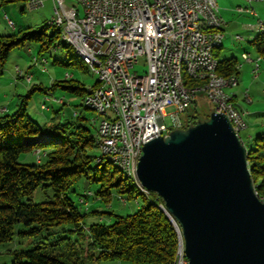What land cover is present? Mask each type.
Masks as SVG:
<instances>
[{"label":"trees","instance_id":"1","mask_svg":"<svg viewBox=\"0 0 264 264\" xmlns=\"http://www.w3.org/2000/svg\"><path fill=\"white\" fill-rule=\"evenodd\" d=\"M49 27L51 34L47 33ZM27 29L19 34L0 36V75L10 51L25 46L27 40L37 45V53L33 56L48 63L45 54L55 50L62 38L61 28L54 21L39 31ZM256 45L264 54V31ZM215 55L217 57V53ZM53 63L66 68H83L81 60L74 56L64 61L56 59ZM236 65L233 59L219 61L218 73L227 77L234 75L238 71ZM190 82L194 85L197 81ZM59 86L85 99L89 94L88 88L72 77L55 80L50 90L59 89ZM37 90L48 94L47 88L34 84L28 95L20 96L21 102L14 112L7 113L8 109L0 112V244L12 241L19 223L25 227L20 233L39 237V240L33 248L4 250L3 253L13 256L12 264H85L87 261L157 264L172 261L177 253L179 234L162 209V199L155 193H147L136 178L126 175L119 166L108 160L97 162L99 156L92 155L98 148L97 128L91 118L77 113L76 122L62 120L52 126L35 121L28 112V99ZM197 101L198 98L194 104ZM62 109L54 112L60 115ZM194 117L191 112L187 114V122L194 123ZM37 148L44 155L40 162L34 155ZM247 149L255 191L264 201V136H258L254 146ZM25 155L34 156V161H23ZM94 161L96 166L91 165ZM83 177L99 183L95 197L106 204L116 196L119 200L123 197L137 200L142 195L144 201L134 214L109 212L112 221L87 225L85 217L104 212L82 209L83 205L88 206L87 194L78 203L70 196L72 185ZM39 187L44 191L50 188L52 196L35 203L31 196Z\"/></svg>","mask_w":264,"mask_h":264},{"label":"built area","instance_id":"2","mask_svg":"<svg viewBox=\"0 0 264 264\" xmlns=\"http://www.w3.org/2000/svg\"><path fill=\"white\" fill-rule=\"evenodd\" d=\"M46 1L38 0L35 9L43 8ZM49 1L54 10L52 21L64 29L68 38L78 40L89 56L99 62L98 85L95 87L97 101L87 99V105L102 106L103 118H92V122L101 142L109 143L111 155L123 156L126 167L135 177L143 146L154 138L167 136L173 130L185 129L192 124L187 123V113L199 95H204L212 104V112L225 114L231 122H236L233 111L224 110L225 102H232L233 108H238L235 99L222 101L220 88L212 93L182 91L176 85L172 67L176 56L196 55L197 63L188 65L190 74H203L204 78L212 75L214 69L207 59V50L213 44H222L224 39L225 22L219 15L217 0ZM196 3L206 5L203 19H195ZM238 10L254 13L250 7ZM10 24L14 25L12 21ZM205 26H212V33H205ZM257 28L264 29V19H258ZM141 57L147 62L143 74L135 71ZM243 59L251 60L249 54H243ZM261 59L259 56L254 60L253 73L256 76ZM32 61L34 65H40L42 71H47L46 60H39L34 55ZM240 66L237 63V69ZM16 75L17 78L24 77L28 83L32 81V75L20 68L16 69ZM229 83L230 90L239 84ZM109 97H116L122 129H115V123L111 122ZM246 98L250 101L247 92ZM47 100L42 104L43 110L48 109ZM54 101L63 102V98H55ZM6 111V106L0 108L1 113ZM243 115L246 116V111ZM245 123L247 129L246 117ZM237 135L244 144L242 134ZM43 156L41 149L37 148L36 161L40 162ZM121 201L125 203V199L121 198ZM182 249H185L184 239ZM179 264H183V259H179Z\"/></svg>","mask_w":264,"mask_h":264},{"label":"water","instance_id":"3","mask_svg":"<svg viewBox=\"0 0 264 264\" xmlns=\"http://www.w3.org/2000/svg\"><path fill=\"white\" fill-rule=\"evenodd\" d=\"M247 151L216 112L143 146L137 180L162 199L190 264H264V201Z\"/></svg>","mask_w":264,"mask_h":264},{"label":"rangeland","instance_id":"4","mask_svg":"<svg viewBox=\"0 0 264 264\" xmlns=\"http://www.w3.org/2000/svg\"><path fill=\"white\" fill-rule=\"evenodd\" d=\"M227 1L230 2L231 0ZM255 4L264 5V2H257ZM262 8L264 9V7ZM262 8H256L259 14L261 13V11H263ZM53 16V5L52 2L49 0L46 1L45 6L41 9L31 8L26 0H0V36L19 34L22 30L26 28H28V31H39L45 28L46 25L52 21ZM10 21H12L14 25L10 24ZM47 33L51 34L52 28H47ZM29 49H31L34 54L37 53L38 50L37 45L34 42L27 40L25 46L14 48L10 51L9 57L3 69V73L0 75V107H8L7 113L14 112L18 108V104L21 102V98H19V96H15V94L18 93L19 95L26 96L32 90V86L34 84H42L43 87L47 88V92L49 94L44 93L41 90H37L33 92L32 96L28 99V112L30 116L40 124H45L47 120L53 117L54 113L51 107H56V105H58L59 108H63L62 112L59 115V122L62 120L76 122V113H82L84 116L91 118L92 124V118H97V120L102 119L101 117L96 116V112L85 107V97H80L77 94H73L65 89H62L60 86L59 89L56 88L55 90H50L54 80L49 81V78L59 81L65 80V75L67 73L73 75V80H78L79 82L84 84L85 87L88 89L96 86L98 82L97 75L93 74L90 71L87 64L82 63L83 68H66L62 66H55L52 64L54 60L58 59L59 61H64L68 59V56H74L80 59L78 50L75 46L70 45L66 41L62 40V38H60L57 42L56 49H52L51 51L45 54V56L49 59V62L46 64L49 72H43L46 74L40 73L38 70L35 69L34 65H31V63L33 62V54L32 51H29ZM18 65L21 67L22 70L25 71L30 69L31 73H34L35 77L32 84H28L27 86H22V84H18V81L20 80L23 82L25 81L24 78L18 80L16 79V68ZM146 65L147 62L145 58L141 57L139 60V64L135 67V71L140 74H143L145 72ZM40 75L42 77L44 76L45 79L42 78V80H40ZM40 81H42L43 83ZM53 96L63 98L64 104L62 102H53L49 98ZM46 98H48L46 104L50 108V111L42 110V104L46 101ZM169 110L170 109H168L167 111ZM190 112L193 114V116H195L194 120L196 121L194 123L199 120H207L212 113V104L205 98L204 95L201 94L199 95L198 101L194 104ZM190 112H188L187 114H189ZM88 122L89 124H91L90 121ZM55 124L57 123H53L51 124V126ZM241 134L245 139V132L242 131ZM248 147L250 146L248 145ZM92 155L100 156L101 150L99 148H95L92 152ZM23 161L31 163L34 161V158L30 155H25L23 157ZM91 165L96 166V161L92 162ZM98 188L99 183L93 182L85 177L76 181L71 188L70 196L75 201H77V203L79 202L81 197H85L87 192H92L90 196L86 197L88 201V206L83 205L82 209H85L87 207V209L89 208L90 211L98 210L100 212H104L102 214L89 215L85 217L84 221L87 225H90L94 222L108 223L112 221L113 217L108 214L109 212H114L119 215L134 214L144 201L143 196L139 195L137 200H131L127 199L126 197H123L125 199V203H123L116 196L113 198L110 204H106L100 201L99 199H96L95 192L98 190ZM51 196L52 190L50 188L44 191L42 187H39L34 191L33 195L31 196V200L35 203H40L45 201L47 197ZM24 230L25 227L21 223L17 224L16 234L13 237L12 241L0 244V264H12L13 261V256L9 253H3L4 250L21 251L36 246V242L39 240V237H29L20 233ZM85 264L132 263L127 261H87V263Z\"/></svg>","mask_w":264,"mask_h":264},{"label":"crops","instance_id":"5","mask_svg":"<svg viewBox=\"0 0 264 264\" xmlns=\"http://www.w3.org/2000/svg\"><path fill=\"white\" fill-rule=\"evenodd\" d=\"M257 2L260 3L264 1H254L249 4V2L247 3L246 0H231L230 2L227 0H217L219 15L223 18L225 24L223 26L224 39L221 47L216 50L215 54L217 53V59L219 61L233 59L237 63L241 64L236 74H234L238 77L239 84L237 87L229 90V92L233 95V100L235 99V104L238 109L246 111L245 117L248 123V128L243 131L245 132V139L243 136L242 137L244 144L247 147L248 145L250 147L254 146L255 140L258 136H264V54L261 53V49H259V47L256 45L261 35V31L257 28V21L259 18L264 19V9L262 8L264 5L255 4ZM241 7H250L253 9L255 14L247 11L241 12L238 10V8ZM260 7L263 9V11L260 13L261 15L256 9H260ZM236 36H240L241 38H236ZM243 54H249L251 60H244ZM259 56H262V59L259 62L260 67L258 75L256 76L253 73L254 60ZM52 64L57 66L55 63ZM31 65H33V62ZM34 66L35 69L40 73L44 72L42 71L40 65ZM17 68L21 69L19 65ZM22 71L24 73L30 72V74H32V81L28 83L26 81L23 82L20 80L18 81V84H22V86L32 84L35 77L34 73H31L30 69ZM45 72H49L48 68ZM42 78L45 79L44 76L42 77L40 75L39 79L42 80ZM16 79L18 80L22 78H17L16 75ZM53 80L55 81V79L49 78V81ZM246 92L248 93L250 101H248L246 98ZM15 96H19L20 98L21 95L16 93ZM50 99L53 102H56L52 97H50ZM51 109L54 113L53 117L47 120L46 123L47 125L53 123L58 124L59 112L54 111L59 110V106L56 105V107H51ZM46 111H50V108L48 107Z\"/></svg>","mask_w":264,"mask_h":264},{"label":"bare ground","instance_id":"6","mask_svg":"<svg viewBox=\"0 0 264 264\" xmlns=\"http://www.w3.org/2000/svg\"><path fill=\"white\" fill-rule=\"evenodd\" d=\"M26 1L28 2L29 6L33 9H35L36 6H38V0H26ZM203 13H206V5L204 3H196V7H194L195 19H203ZM54 24L57 27L61 28L62 39L67 43H69L70 45H73L77 48L82 63L87 64L90 71L93 74L97 75V70L99 69V62L97 61V59L89 56L86 49L80 46L78 40L74 38H68V36L65 34L64 29L58 26L55 23V21ZM260 31H264V29H261ZM205 33H212V26H205ZM221 45L222 44H213L207 50V59L209 63H212V69H214V72H212L211 76H208L206 78H204L203 74H194V75L190 74V69L188 68V65H193L197 63L196 55L176 56V58L172 60V67H174V73L176 75V85L179 88H181L182 91L191 92L192 90L194 93H212L214 89L220 88V99L222 101L233 100V95L229 92L230 90L229 81H232L233 83H238V77L236 75H231L227 77L220 75L218 73L219 60L217 59L215 52L218 48L221 47ZM71 77L72 75L67 73V78H71ZM190 80L192 81L195 80L197 82L196 84L191 85V82L189 84ZM88 90H89V94L87 95L84 101L85 107L87 109L96 112L97 113L96 116L103 118L102 106L87 105V99L88 101H97V92L95 87H91ZM224 110L233 111V116H235L236 122H232V124L237 134H241L242 131L246 130L245 116L243 115V110H240L238 108H233L232 102H225ZM108 114L111 117V122L115 123V129H122L123 121L119 120L118 102L116 101V97H109ZM94 120H97V118H94ZM96 143L102 153L101 162L104 160H108L111 163L119 166L126 175L136 178L133 172L130 169H128V167H126L125 158L123 156L111 155V148L108 142H101L100 136L97 135ZM34 155L37 157V150L34 151ZM97 162L100 163L99 157L97 159ZM90 195H91L90 193H87V196ZM162 209L165 211L164 205H162ZM170 219L177 228L176 222L171 217ZM177 231L179 234V245L175 258L172 261L166 263H157V264H179V259H183V264H190L188 257H186L185 249H182L183 236L181 235L178 229Z\"/></svg>","mask_w":264,"mask_h":264}]
</instances>
